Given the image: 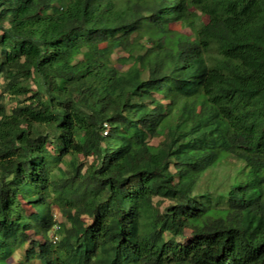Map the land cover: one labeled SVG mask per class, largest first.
<instances>
[{
    "label": "trees",
    "instance_id": "trees-1",
    "mask_svg": "<svg viewBox=\"0 0 264 264\" xmlns=\"http://www.w3.org/2000/svg\"><path fill=\"white\" fill-rule=\"evenodd\" d=\"M0 77V264H264V0H0Z\"/></svg>",
    "mask_w": 264,
    "mask_h": 264
},
{
    "label": "rangeland",
    "instance_id": "rangeland-1",
    "mask_svg": "<svg viewBox=\"0 0 264 264\" xmlns=\"http://www.w3.org/2000/svg\"><path fill=\"white\" fill-rule=\"evenodd\" d=\"M173 29L179 31L180 27L178 25H173ZM181 33H184L186 35H189L190 37H194L192 32L189 29H183L180 31ZM126 54L121 51L117 50V52L113 55L114 64L116 67L121 71H126L129 68V64H125L121 58L125 57ZM35 83V82H34ZM32 83L33 88H36L35 84ZM4 86V80L0 77V92L2 91ZM6 106L8 110L10 111L14 105L15 102L12 98L7 97L5 100ZM231 173V166L223 165L214 170L213 172L207 174L204 178H202L200 182V191L210 190L212 193H221L226 190V186L228 183L229 175ZM159 200L156 199L155 202H158ZM22 203L24 205L25 210L30 215L31 218H33L36 214L41 213L43 210L41 208L31 206L24 202L22 200ZM167 205V202L160 205V209L163 210L164 207ZM51 212L53 216L55 217L57 223H61L64 221L62 214L57 206L51 207ZM56 228H54L48 235L51 239L54 241L57 240V237H54ZM44 233L31 228L28 229L26 232H23L20 234L19 239L20 241L24 242V245H22L19 249L16 250L13 257L10 259L11 264H17L21 260H30V264H40L38 259V245L44 241ZM189 234H186V238L183 240L184 242H187L189 240Z\"/></svg>",
    "mask_w": 264,
    "mask_h": 264
},
{
    "label": "built area",
    "instance_id": "built-area-1",
    "mask_svg": "<svg viewBox=\"0 0 264 264\" xmlns=\"http://www.w3.org/2000/svg\"><path fill=\"white\" fill-rule=\"evenodd\" d=\"M57 239V238H56Z\"/></svg>",
    "mask_w": 264,
    "mask_h": 264
}]
</instances>
